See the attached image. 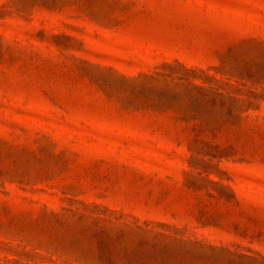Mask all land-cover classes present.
<instances>
[{"label":"rangeland","instance_id":"obj_1","mask_svg":"<svg viewBox=\"0 0 264 264\" xmlns=\"http://www.w3.org/2000/svg\"><path fill=\"white\" fill-rule=\"evenodd\" d=\"M0 264H264V0H0Z\"/></svg>","mask_w":264,"mask_h":264}]
</instances>
